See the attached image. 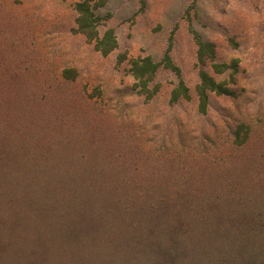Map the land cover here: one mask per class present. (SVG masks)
I'll return each mask as SVG.
<instances>
[{
    "label": "rangeland",
    "instance_id": "374dc122",
    "mask_svg": "<svg viewBox=\"0 0 264 264\" xmlns=\"http://www.w3.org/2000/svg\"><path fill=\"white\" fill-rule=\"evenodd\" d=\"M88 2L113 29L80 33ZM195 35L236 70L198 110ZM142 94L132 61L166 52ZM264 252V0H0V264H227Z\"/></svg>",
    "mask_w": 264,
    "mask_h": 264
},
{
    "label": "trees",
    "instance_id": "16d2710c",
    "mask_svg": "<svg viewBox=\"0 0 264 264\" xmlns=\"http://www.w3.org/2000/svg\"><path fill=\"white\" fill-rule=\"evenodd\" d=\"M78 13V31L95 42V48L103 55H108L118 48L116 33L113 29H107L103 34L100 33L102 18L98 16L88 2H80L76 6ZM198 47L197 56L200 65L199 83L195 88L198 97V110L205 114L208 110L211 94L233 96L234 91L229 87L227 81H218L217 76L226 74L230 69L236 70L237 61L232 64L220 63L217 61L216 47L213 43L204 41L200 36L195 35ZM161 70L174 72L180 79L177 86L172 90L171 102L177 103L181 99H190V90L181 79V70L173 62L166 52L160 62H155L151 57L139 58L132 61L131 71L134 78L138 81V86L142 94L151 97L158 87L150 89L149 84ZM236 256L230 255L227 264H264V252L251 251L242 246Z\"/></svg>",
    "mask_w": 264,
    "mask_h": 264
}]
</instances>
